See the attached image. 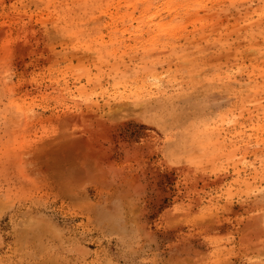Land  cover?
<instances>
[{
	"label": "rangeland",
	"instance_id": "374dc122",
	"mask_svg": "<svg viewBox=\"0 0 264 264\" xmlns=\"http://www.w3.org/2000/svg\"><path fill=\"white\" fill-rule=\"evenodd\" d=\"M0 264H264V0H0Z\"/></svg>",
	"mask_w": 264,
	"mask_h": 264
}]
</instances>
